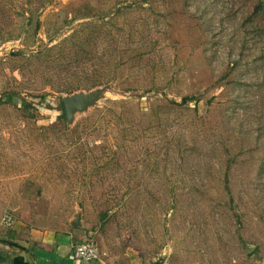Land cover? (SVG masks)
Instances as JSON below:
<instances>
[{"label":"rangeland","instance_id":"374dc122","mask_svg":"<svg viewBox=\"0 0 264 264\" xmlns=\"http://www.w3.org/2000/svg\"><path fill=\"white\" fill-rule=\"evenodd\" d=\"M0 203L110 264H264V0H0Z\"/></svg>","mask_w":264,"mask_h":264},{"label":"crops","instance_id":"0c3cea01","mask_svg":"<svg viewBox=\"0 0 264 264\" xmlns=\"http://www.w3.org/2000/svg\"><path fill=\"white\" fill-rule=\"evenodd\" d=\"M4 209L0 203V264H110L101 252L100 259L91 263L74 257V245L91 238L82 217L75 216L65 228L53 229L42 227L41 219L33 214L8 213L4 218L15 219V225L8 228L2 221Z\"/></svg>","mask_w":264,"mask_h":264},{"label":"built area","instance_id":"2783aa9c","mask_svg":"<svg viewBox=\"0 0 264 264\" xmlns=\"http://www.w3.org/2000/svg\"><path fill=\"white\" fill-rule=\"evenodd\" d=\"M4 222L10 228L15 225V219L9 215L4 218ZM73 255L84 263H91L101 257L98 245L93 238L75 244Z\"/></svg>","mask_w":264,"mask_h":264},{"label":"water","instance_id":"95a60500","mask_svg":"<svg viewBox=\"0 0 264 264\" xmlns=\"http://www.w3.org/2000/svg\"><path fill=\"white\" fill-rule=\"evenodd\" d=\"M97 100L98 97L94 95H73L63 99V106L61 109L65 112L67 120L71 121L75 113L94 105ZM79 218L78 216V219Z\"/></svg>","mask_w":264,"mask_h":264},{"label":"trees","instance_id":"16d2710c","mask_svg":"<svg viewBox=\"0 0 264 264\" xmlns=\"http://www.w3.org/2000/svg\"><path fill=\"white\" fill-rule=\"evenodd\" d=\"M40 98L42 99V100H44V96H40ZM188 101V98H184V100H183V103H186ZM26 105V108H30V107H32V104H29V103H27V104H25Z\"/></svg>","mask_w":264,"mask_h":264}]
</instances>
